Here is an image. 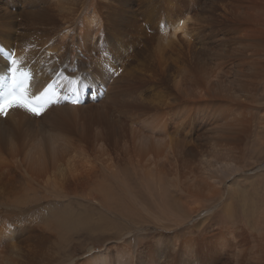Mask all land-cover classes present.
I'll list each match as a JSON object with an SVG mask.
<instances>
[{
    "label": "bare ground",
    "instance_id": "bare-ground-1",
    "mask_svg": "<svg viewBox=\"0 0 264 264\" xmlns=\"http://www.w3.org/2000/svg\"><path fill=\"white\" fill-rule=\"evenodd\" d=\"M0 47L43 103L0 116V264H264V0H0Z\"/></svg>",
    "mask_w": 264,
    "mask_h": 264
},
{
    "label": "snow or ice",
    "instance_id": "snow-or-ice-1",
    "mask_svg": "<svg viewBox=\"0 0 264 264\" xmlns=\"http://www.w3.org/2000/svg\"><path fill=\"white\" fill-rule=\"evenodd\" d=\"M10 64L12 66L17 65V61L15 59L10 60ZM8 71L15 73L18 71V67H10ZM23 80H16L13 77L12 80V87L10 94L3 100H0V116H7L9 109L11 108H20L26 112L31 113L34 116H41L43 114V109L41 107L33 106V102L31 99L25 97L23 94H17V89L23 87ZM50 99V98H49ZM73 104L79 103V99H73L71 101Z\"/></svg>",
    "mask_w": 264,
    "mask_h": 264
},
{
    "label": "rangeland",
    "instance_id": "rangeland-1",
    "mask_svg": "<svg viewBox=\"0 0 264 264\" xmlns=\"http://www.w3.org/2000/svg\"><path fill=\"white\" fill-rule=\"evenodd\" d=\"M0 50H3L2 47H0ZM3 52H7V51L3 50ZM7 53H9V52H7ZM73 90L76 91V86H75V88H73Z\"/></svg>",
    "mask_w": 264,
    "mask_h": 264
}]
</instances>
